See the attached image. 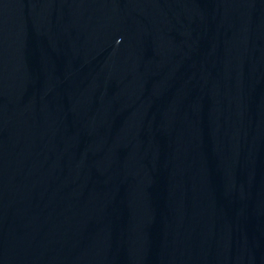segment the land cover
I'll list each match as a JSON object with an SVG mask.
<instances>
[{
    "label": "water",
    "instance_id": "obj_1",
    "mask_svg": "<svg viewBox=\"0 0 264 264\" xmlns=\"http://www.w3.org/2000/svg\"><path fill=\"white\" fill-rule=\"evenodd\" d=\"M0 264H264V0H0Z\"/></svg>",
    "mask_w": 264,
    "mask_h": 264
}]
</instances>
